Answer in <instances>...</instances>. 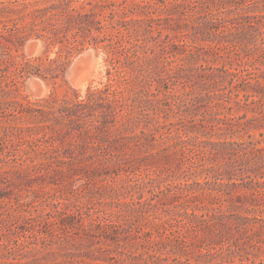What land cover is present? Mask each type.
Returning a JSON list of instances; mask_svg holds the SVG:
<instances>
[{"label":"trees","instance_id":"obj_1","mask_svg":"<svg viewBox=\"0 0 264 264\" xmlns=\"http://www.w3.org/2000/svg\"><path fill=\"white\" fill-rule=\"evenodd\" d=\"M0 264H264V0H0Z\"/></svg>","mask_w":264,"mask_h":264},{"label":"rangeland","instance_id":"obj_2","mask_svg":"<svg viewBox=\"0 0 264 264\" xmlns=\"http://www.w3.org/2000/svg\"><path fill=\"white\" fill-rule=\"evenodd\" d=\"M40 49L39 43L28 42L20 49V52L30 57L38 54ZM108 67L102 49L89 46L71 57L63 77L57 82L46 81L37 75H31L22 79L17 93L20 98L30 100L47 96L51 92L60 96L66 88L77 89L83 94L88 86L101 87L107 82Z\"/></svg>","mask_w":264,"mask_h":264}]
</instances>
